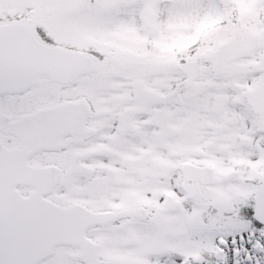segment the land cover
Masks as SVG:
<instances>
[{"label": "snow or ice", "instance_id": "6c2138e0", "mask_svg": "<svg viewBox=\"0 0 264 264\" xmlns=\"http://www.w3.org/2000/svg\"><path fill=\"white\" fill-rule=\"evenodd\" d=\"M0 264H264V0H0Z\"/></svg>", "mask_w": 264, "mask_h": 264}]
</instances>
